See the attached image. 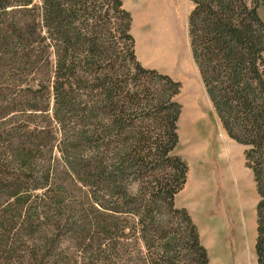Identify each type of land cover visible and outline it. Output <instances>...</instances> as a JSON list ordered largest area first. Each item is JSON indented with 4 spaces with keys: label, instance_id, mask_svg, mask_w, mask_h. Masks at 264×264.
<instances>
[{
    "label": "trees",
    "instance_id": "16d2710c",
    "mask_svg": "<svg viewBox=\"0 0 264 264\" xmlns=\"http://www.w3.org/2000/svg\"><path fill=\"white\" fill-rule=\"evenodd\" d=\"M190 1L193 60L246 146L264 264V0ZM131 25L122 0H0V264H128L130 247L132 264H210L174 202L182 83L141 64Z\"/></svg>",
    "mask_w": 264,
    "mask_h": 264
},
{
    "label": "rangeland",
    "instance_id": "374dc122",
    "mask_svg": "<svg viewBox=\"0 0 264 264\" xmlns=\"http://www.w3.org/2000/svg\"><path fill=\"white\" fill-rule=\"evenodd\" d=\"M122 1L135 17L134 37L141 55L147 57L153 43L170 38L183 60L188 16L194 8L190 0ZM187 52L192 60L189 48ZM169 68L178 72L182 66ZM177 101L182 109L174 153L187 162L188 174L185 187L175 196V206L185 205L193 213L210 264H258L255 244L259 196L246 165V146L231 139L223 129L198 70H187ZM60 244L68 243L63 240ZM133 249L129 248L132 254L128 264L134 262Z\"/></svg>",
    "mask_w": 264,
    "mask_h": 264
},
{
    "label": "crops",
    "instance_id": "0c3cea01",
    "mask_svg": "<svg viewBox=\"0 0 264 264\" xmlns=\"http://www.w3.org/2000/svg\"><path fill=\"white\" fill-rule=\"evenodd\" d=\"M124 7L126 8V4L123 2ZM132 15V13H131ZM134 22H135V17L132 15V25H131V32L134 36ZM166 31V29H165ZM161 37V36H160ZM136 40V39H135ZM188 43L184 41L185 47L184 54H183V60L180 58V54L178 55L177 48L173 44V40L168 38L167 40H162L160 39L159 41L153 43L151 46L150 52L148 56L146 57L147 54L143 53L141 55L138 51V48H136V55H138L139 60L147 67L155 68L159 70L162 73L168 74L171 77H173L175 80L180 81L181 83L185 84L187 80V70H192L193 73H195V70L197 71V66L193 60L192 54H191V49H190V43H189V37L187 36ZM189 46V47H188ZM190 50V55L192 60L190 59L189 53L187 50ZM161 60V61H160ZM170 67H179L180 65L182 68L177 72L173 71ZM171 69V70H170ZM172 71V72H171ZM176 205V203H175ZM183 208L187 207L183 205ZM190 215L192 216V219L196 222L195 217L193 216V213H191L190 210H188ZM199 226V225H197ZM201 239V237H200ZM202 240V239H201ZM202 243V242H201Z\"/></svg>",
    "mask_w": 264,
    "mask_h": 264
}]
</instances>
